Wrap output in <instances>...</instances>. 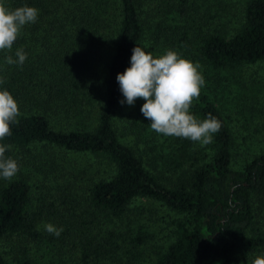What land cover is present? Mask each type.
<instances>
[{"label": "trees", "instance_id": "16d2710c", "mask_svg": "<svg viewBox=\"0 0 264 264\" xmlns=\"http://www.w3.org/2000/svg\"><path fill=\"white\" fill-rule=\"evenodd\" d=\"M25 5L39 10L36 22L11 52L0 51V90L21 113L0 141L19 164L11 181L0 178V264H57L60 242L44 243L40 260L27 246L51 235L44 222L71 236L81 227L76 235L87 241H73L67 256L76 264H101L103 254L129 264L131 250L145 244L125 217L140 198L173 216L172 238L151 264H252L264 254V134L248 129L263 103L249 87L232 92L245 123L239 132L218 98L246 67L264 62V0H6L10 9ZM136 45L199 63L205 84L190 111L221 122L212 143L158 134L140 112L142 99L120 103L116 76ZM18 48L24 64H6ZM251 138L253 147L239 153ZM77 157L97 158L104 173L85 181ZM96 215L111 220L106 235Z\"/></svg>", "mask_w": 264, "mask_h": 264}, {"label": "clouds", "instance_id": "9594fccd", "mask_svg": "<svg viewBox=\"0 0 264 264\" xmlns=\"http://www.w3.org/2000/svg\"><path fill=\"white\" fill-rule=\"evenodd\" d=\"M39 10L21 6L10 9L6 0H0V51L11 52L25 25L35 23ZM5 57L8 65L24 64L27 53L23 48ZM198 62L182 58L173 50L154 56L140 46L132 49L130 66L118 73L116 80L124 99L121 104L133 105L137 99L144 103L140 108L143 116L150 121V128L163 136H173L198 142L201 146L213 142V134L221 128V122L211 114L203 120L194 116L190 109L193 101L200 96L205 84ZM4 81L0 78V84ZM19 104L7 90H0V141L12 134L11 126L20 116ZM11 145L0 144V178L11 181L19 171L16 159L6 157ZM45 230L59 237L62 228L51 223ZM252 264H264V254L256 256Z\"/></svg>", "mask_w": 264, "mask_h": 264}, {"label": "rangeland", "instance_id": "374dc122", "mask_svg": "<svg viewBox=\"0 0 264 264\" xmlns=\"http://www.w3.org/2000/svg\"><path fill=\"white\" fill-rule=\"evenodd\" d=\"M225 85V84H224ZM228 87L224 88L222 92L218 94V98H220L221 102L227 107V114L230 117L231 125L235 128L236 131L242 132L243 128H245V123L242 118L239 117L236 110L238 109V104H235L234 100H232V92L247 89L246 87L255 90L259 96V100L263 103L264 107V62L251 65L246 67L243 71V76L240 79V82H236L234 84L227 83ZM238 86V87H237ZM255 87V88H254ZM217 89V88H216ZM241 98V97H240ZM242 114V113H240ZM249 119V118H248ZM253 122H251L250 133L257 129L258 133L264 134V110L260 111L259 116L256 115L252 118ZM259 122L260 124L257 126L256 123ZM253 123V124H252ZM253 138L248 141L245 146H242V149L239 153L246 151L245 147L252 148ZM250 143L252 145H250ZM242 156H236V159L239 161H232L233 167H239L242 165ZM241 159V160H240ZM77 161H81L80 165H85V170L88 172L86 177L84 178L85 181L88 180V175H91L92 179L95 180L98 176V172L102 175L104 173V164L98 163L97 158H86V157H77ZM95 162V163H94ZM91 164V165H89ZM77 165V164H76ZM128 218L127 224L131 231L134 233L137 230L143 232L145 238V244L137 246L131 250V257L129 259H134V261L130 262L129 264H151L152 259L154 258V253L164 244H166L172 238V219L173 216L170 211L166 210L163 206H161L157 202H153L150 200H144L142 198L136 200L133 204L129 207V212L126 213ZM96 220L100 229L101 236L106 235V229L104 228V224H108V226H112L111 220H106L102 218L100 215H96ZM90 221V218L87 220ZM47 223H43L45 225ZM85 227L90 228V232H96L97 230L94 227V224H85ZM92 227V228H91ZM78 229L74 230L73 236L71 233L61 232L59 237L55 236L54 234L42 236L37 243H28L27 246H31L32 254L35 255L39 260V253L44 246V243L48 241H53L56 248L58 242H60L61 251L58 252L59 261L57 264H76L78 259L72 253L68 256V251L70 249L71 243L74 241L77 242H85L86 239L80 240L76 233L77 230H80L81 227H77ZM125 228V223L121 225V231ZM120 227H118V230ZM45 230V228H43ZM85 233V232H84ZM84 235V234H83ZM81 235V238H84ZM77 236V237H76ZM89 234L86 235L88 237ZM76 237V238H75ZM79 243L77 246L80 247ZM47 253L53 252L52 250H46ZM61 256H60V254ZM80 256L82 252H79ZM104 258L101 256L98 257V262L101 264H115V258L108 259L106 254H103ZM125 257V256H124ZM44 262L48 263L44 259H41ZM125 259H123L124 261ZM111 261V263H110Z\"/></svg>", "mask_w": 264, "mask_h": 264}]
</instances>
